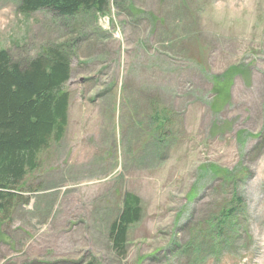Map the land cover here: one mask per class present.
Masks as SVG:
<instances>
[{"label":"rangeland","instance_id":"1","mask_svg":"<svg viewBox=\"0 0 264 264\" xmlns=\"http://www.w3.org/2000/svg\"><path fill=\"white\" fill-rule=\"evenodd\" d=\"M19 5L0 0V50L22 63L56 45L69 105L0 215V264H264V0H107L71 18ZM231 68L225 98L211 76ZM127 192L141 217L116 254Z\"/></svg>","mask_w":264,"mask_h":264},{"label":"trees","instance_id":"2","mask_svg":"<svg viewBox=\"0 0 264 264\" xmlns=\"http://www.w3.org/2000/svg\"><path fill=\"white\" fill-rule=\"evenodd\" d=\"M18 9L22 14L49 9L71 18L91 11L103 14L107 0H20ZM47 47L22 63L0 50V215L5 218L17 205L24 178L37 171L42 153L60 142L67 125L69 94L64 86L71 76L70 60L56 45ZM239 73L238 68H231L225 75H213L212 84L222 85L229 98L226 83ZM163 114L155 112L152 121L158 122ZM237 204L241 205L240 198ZM140 217L138 199L125 193L109 227L116 254L124 251L128 229Z\"/></svg>","mask_w":264,"mask_h":264},{"label":"bare ground","instance_id":"3","mask_svg":"<svg viewBox=\"0 0 264 264\" xmlns=\"http://www.w3.org/2000/svg\"><path fill=\"white\" fill-rule=\"evenodd\" d=\"M202 65V64H201ZM204 70V69H203ZM176 72V71H175Z\"/></svg>","mask_w":264,"mask_h":264}]
</instances>
